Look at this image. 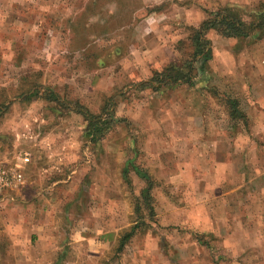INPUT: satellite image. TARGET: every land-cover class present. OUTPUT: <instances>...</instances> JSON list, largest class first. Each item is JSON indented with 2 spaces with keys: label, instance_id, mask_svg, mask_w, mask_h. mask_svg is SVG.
<instances>
[{
  "label": "rangeland",
  "instance_id": "obj_1",
  "mask_svg": "<svg viewBox=\"0 0 264 264\" xmlns=\"http://www.w3.org/2000/svg\"><path fill=\"white\" fill-rule=\"evenodd\" d=\"M261 2L0 0V159L30 156L24 187L0 200V264H30L36 227L53 230L58 241L66 237L64 264H199L187 261L198 255L193 242L200 257L220 256L188 226L201 224L195 220L203 218L204 193L215 183L207 164L221 153L186 147L203 132L217 137L220 151L256 140L253 122L230 120L224 100L237 98L246 110L252 80L254 98L263 96L256 83H264V39L237 41L209 30L212 58L203 75L194 71L192 85L142 84L187 60L190 28L209 11L234 4L247 18ZM75 101L120 121L92 144L83 116L70 110ZM131 164L152 178V213ZM135 223L136 233L117 251Z\"/></svg>",
  "mask_w": 264,
  "mask_h": 264
},
{
  "label": "crops",
  "instance_id": "obj_2",
  "mask_svg": "<svg viewBox=\"0 0 264 264\" xmlns=\"http://www.w3.org/2000/svg\"><path fill=\"white\" fill-rule=\"evenodd\" d=\"M251 83L249 89L252 91L253 101L245 108L246 110L242 107L241 110L246 112V120L248 118L253 122V135L256 140L252 139L249 146L240 148L232 142L230 145L227 142L230 148L228 146L225 152L216 147L214 140L217 137L213 138L211 135H209L211 138L205 137L202 129L200 130L203 132V138L200 140L197 138V143H191L193 137L188 138L186 148H212L213 151L218 149L221 153H215L218 159H208L211 162L207 166L215 177V183L210 191L204 193L203 218L195 220V222L201 220V224L198 222V225L188 226L194 232L203 233L205 238L208 237L207 242L203 244L212 251L219 250L220 256L208 258V253V257H200L201 246L193 242L194 253L198 255L188 257L189 262L227 264L223 260L229 257L228 262L231 264H264V94L260 99H255L257 87L253 80ZM256 84L264 89L261 80ZM224 107L227 111L226 105ZM208 132H211L210 129ZM29 160L30 156L27 160L22 158L16 163L23 168ZM36 228L38 238L31 250L37 253L32 255L30 264H64L68 249L66 237L58 241L53 230ZM43 234L47 236L44 238ZM217 238L219 242H215ZM18 251H22V248ZM16 253L18 252L15 250ZM246 253L249 256L244 259ZM15 263L19 264V259L15 258L13 264Z\"/></svg>",
  "mask_w": 264,
  "mask_h": 264
},
{
  "label": "trees",
  "instance_id": "obj_3",
  "mask_svg": "<svg viewBox=\"0 0 264 264\" xmlns=\"http://www.w3.org/2000/svg\"><path fill=\"white\" fill-rule=\"evenodd\" d=\"M242 12L236 5L227 4L208 12V16L197 27H191L189 41L191 44V52L187 60L180 64L171 62L164 66L160 71H154L151 78L142 84V87H151L155 90L160 86L179 85L181 83L192 85L195 77V70H199L201 75L207 71L208 61L212 58L210 40L206 38L209 30H214L216 33L236 39L237 41L247 40L253 41L256 39H264V2L259 3L247 12ZM203 80V76L201 78ZM47 99L51 100L50 96ZM70 110L80 113L85 121V136L87 140L94 144L103 138L107 131L111 130L120 119L113 112H106L105 116H95L88 112L77 101ZM224 104L227 107L228 116L231 120L240 121L246 120L244 112L241 110L239 100L234 97L226 96ZM128 165V164H127ZM132 169L141 177L145 186L141 190V201L151 213L153 207L151 201L153 199L151 189L154 186L150 175L131 164ZM129 168L127 167L126 170ZM125 170V171H126ZM140 209V207H139ZM149 212V214H150ZM151 215V214H150ZM138 223H135L129 230L124 232L118 239L116 247L117 251H121L125 244L136 233Z\"/></svg>",
  "mask_w": 264,
  "mask_h": 264
},
{
  "label": "built area",
  "instance_id": "obj_4",
  "mask_svg": "<svg viewBox=\"0 0 264 264\" xmlns=\"http://www.w3.org/2000/svg\"><path fill=\"white\" fill-rule=\"evenodd\" d=\"M29 154L24 153L23 159L27 160ZM26 184L23 168L18 163H9L0 159V200L7 193L18 190Z\"/></svg>",
  "mask_w": 264,
  "mask_h": 264
}]
</instances>
